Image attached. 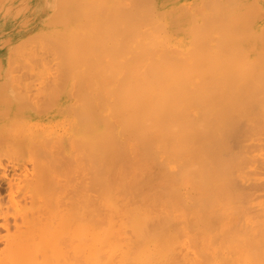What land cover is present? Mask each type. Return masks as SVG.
Returning <instances> with one entry per match:
<instances>
[{"label":"bare ground","instance_id":"6f19581e","mask_svg":"<svg viewBox=\"0 0 264 264\" xmlns=\"http://www.w3.org/2000/svg\"><path fill=\"white\" fill-rule=\"evenodd\" d=\"M6 6L19 11L0 29V264H264V223L245 248L217 254L211 236L214 169L243 130L224 123L214 74L221 55L264 49V0Z\"/></svg>","mask_w":264,"mask_h":264},{"label":"rangeland","instance_id":"374dc122","mask_svg":"<svg viewBox=\"0 0 264 264\" xmlns=\"http://www.w3.org/2000/svg\"><path fill=\"white\" fill-rule=\"evenodd\" d=\"M7 2L8 0H3L1 2L3 4L0 5V8L2 7L0 9V17L2 16L3 13H5V15L3 14V16L5 17L0 18V22H1L0 29L1 30L3 29L1 31L3 33H4V30L6 29V26H8L10 22H15L17 20V19L15 20L14 15L16 14V12L19 11L18 9L13 8L12 9L13 13H11L12 11H9V14L6 15L7 7H9V6H6ZM27 17L29 18V15L25 14L21 18V20H25ZM12 18L14 19V21H12ZM255 23L256 22H253L251 26L253 29H256V26H259L257 28V33L259 32V29H261V33H259L260 38L258 39L259 40L258 42L262 41L263 43L264 33H262V30L264 29H262V26L264 28V18L261 19V22H259L258 24H255ZM249 50L251 49H248L247 51H244V52L240 51V54H239V51L237 52L233 50L230 53H226L227 55L225 54H223V56L221 55L220 57L222 61L225 63V64L223 63L224 65L223 64L222 65L225 66L226 68L223 67V70H222V65L220 64V67L216 69L217 75L219 73L218 77L216 76V74H214L216 77L215 84L218 83L216 84L217 87L215 86L216 88L215 94H216V102H217L216 107L218 106L217 108H219V105L222 106L221 102L222 103L224 102L226 103L225 106L227 109L224 111L228 112L231 110L230 113L228 112L227 114L229 115L228 120L226 118L227 121L224 120V123L226 122L225 124H227L228 122L227 125H230V126L234 125V127L236 126V124L241 125L243 127V130L241 131V134H240L241 136L239 135L241 138L239 137L240 141L238 140L239 142L238 145H236L231 150L224 152L223 156L221 155V158H219V160L217 161L215 169H214V175H215L214 180H213L214 211H215L216 216L221 218L220 220L218 219L219 222L221 221L223 222L222 224H224L221 228L219 227V228H216V230L214 229L212 231L213 233L211 232L212 239L214 237L218 238V236L223 237L221 238L222 241L221 239H219L220 237L218 239L216 238L213 239V240H216V241H213V243L217 242L218 240V243L217 244L215 243L217 246L214 244L216 246L217 254H220L218 252L228 247V245L232 246L230 242L234 244L236 240L239 244H243L245 248L247 230L250 227H260V226L262 227L264 223V219H263L264 217V49L263 48L261 50L253 49L254 51L253 50L249 51ZM229 67L232 70L229 69ZM219 68H221L220 71H219ZM12 70L13 72L14 70L16 72L18 71L17 72L18 75L16 74V72H14L12 73L13 76H19L20 74L23 73L22 71L25 72V68L23 67H17V69H12ZM19 70L22 73L19 72ZM48 70H49L48 72L49 74L54 71V70L51 71L52 68ZM233 70L235 71L237 70V71L235 72ZM222 71H224L228 76H225L226 74H224ZM229 73L231 76L229 75ZM222 74L224 76H222ZM221 76L222 78L224 77V79L225 77H228L226 78V80L229 82L228 84L229 86L227 85L228 88H226L228 90L227 91L228 103L227 101H223L225 100L224 99L225 97L224 98L222 97L223 100L220 98L222 94L220 92V89L224 88L220 84L221 79H222ZM242 78H245V79H242ZM226 112H224L225 115H226ZM65 114L66 113L61 112L59 116H60V119L61 118L62 119L60 121L65 120L66 118V116L64 117ZM62 123H65V121L64 122L62 121ZM53 124L57 128L53 127L52 126ZM53 124L50 126L51 131L53 130L54 132H56L55 130H58L55 133V135H57L59 132L62 131L61 132L62 134L60 133L62 136L63 129L60 130L61 128H59L56 125V122H54ZM232 128H230L229 130H232ZM51 131L50 133L53 132ZM40 134L41 133H39V135ZM224 137H227V136H224ZM224 137H223L224 142L225 141L228 142L227 140H230L229 138L225 140ZM0 152H2V150ZM2 155H4V153ZM167 155L168 154L166 153L165 156ZM2 158L4 160L5 156L4 157L2 156ZM155 169L156 168H154L153 170ZM258 182L262 184L260 185ZM0 183L2 184V185L0 184L1 186L0 187V194H1L0 205L3 206L7 203L8 197L11 194L8 193L9 191L7 192L8 188L4 187L6 186L4 182L0 180ZM254 183H257V184H254ZM5 188H7V190ZM14 191H12V193H14ZM6 194L9 196H6ZM259 222L262 224H260ZM2 224L3 223L0 220V228L2 227ZM257 224L259 226H256ZM218 225L219 224H217V226ZM0 230H1L0 232L3 233V229H0ZM219 231H221L223 236H221V233ZM234 234H236V236ZM235 238L236 240H234ZM219 240H220V243H219ZM224 240H228V242ZM238 243H235L234 245L236 246V244ZM220 244L221 245L226 244L225 245L226 247L224 248L221 247L222 249H220L219 247L221 246ZM218 247H219V250H218ZM57 248L58 246H56V248L54 247V249H57ZM224 252L225 251L222 252L220 257L221 258H223L224 256L229 257V254L228 256L223 255L225 254ZM221 258L219 259L217 258V261L218 260L220 261Z\"/></svg>","mask_w":264,"mask_h":264}]
</instances>
